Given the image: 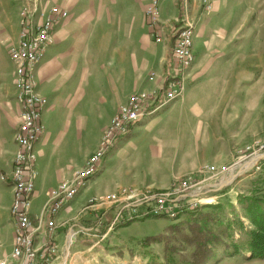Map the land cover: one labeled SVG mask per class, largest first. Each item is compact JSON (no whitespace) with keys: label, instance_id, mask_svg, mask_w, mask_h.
<instances>
[{"label":"crops","instance_id":"1","mask_svg":"<svg viewBox=\"0 0 264 264\" xmlns=\"http://www.w3.org/2000/svg\"><path fill=\"white\" fill-rule=\"evenodd\" d=\"M41 1L44 8L57 5L66 9L69 17L55 25L54 43L35 68L36 91L46 101L45 132L35 147L38 175L30 206L36 224L43 222L50 190L71 180L84 166L118 107L132 94L162 87L173 47L170 30L183 14L182 0H159L164 41L156 43L144 17L151 0ZM23 3L0 0V260L10 255L14 245L10 177L17 153L14 136L20 106L9 49L19 41ZM201 9L200 0H190L194 22L202 20ZM213 25H202L203 41L195 31V61L181 98L142 119L104 157L92 185L109 191L99 196L83 192L59 212L61 250L69 232L84 233L83 217L90 221L92 213L103 211L111 217L110 206L97 203L78 218L93 199H103L123 187L169 188L173 180L197 173L204 165L233 161L237 150L246 145V136L240 135L236 125V92L231 94L224 87L217 91L218 85H228L222 78L230 76L228 65L238 53L214 54L227 43L211 35ZM196 41L203 44L201 52ZM217 65L222 69H216ZM162 111L165 113L154 122L140 126ZM99 117L104 120L93 145L91 131Z\"/></svg>","mask_w":264,"mask_h":264},{"label":"built area","instance_id":"2","mask_svg":"<svg viewBox=\"0 0 264 264\" xmlns=\"http://www.w3.org/2000/svg\"><path fill=\"white\" fill-rule=\"evenodd\" d=\"M181 2L184 17L170 30L173 47L162 87L150 93L135 94L118 108L103 132L97 149L84 166L71 180L61 181L50 190L43 222L36 224L30 215V206L38 175L35 147L45 132L43 114L46 101L36 91L35 68L54 43L55 25L67 19L69 13L57 5L47 10L43 8L41 0H24L20 10L19 41L9 49L10 60L15 65L14 83L20 106L19 125L14 136L17 153L10 177L13 188L10 214L15 225L14 245L10 255L0 260V264H55L60 260L78 234L75 231L69 232L65 238V247L60 249L57 241L59 225L56 222L59 212L86 188L92 178L98 176L104 157L130 134L134 126L161 107L181 98L186 87L187 73L195 61V23L188 17L189 0ZM200 5L202 10L210 12L213 0H200ZM159 11V0H151L144 11L148 32L157 42L162 40L163 33ZM244 154L246 159L251 157L255 160V164L261 163L264 160V142L251 144L244 150ZM248 169V162H244L229 180L235 181L236 177L247 174ZM226 172H229L226 168L206 165L199 172L203 179H181L167 191L141 190L135 193L122 190L118 194H110L102 202L111 205V217L105 211L101 212L97 228L85 231H99L102 228L105 229V237L119 225L148 218L181 220L201 207L199 195L203 192L200 190L210 180L215 181ZM206 174H210L208 178Z\"/></svg>","mask_w":264,"mask_h":264},{"label":"rangeland","instance_id":"3","mask_svg":"<svg viewBox=\"0 0 264 264\" xmlns=\"http://www.w3.org/2000/svg\"><path fill=\"white\" fill-rule=\"evenodd\" d=\"M49 8L46 9L49 10ZM201 11L204 14L202 20L198 21L196 19L194 22L195 31L198 33L199 39L203 41L204 35H206L203 30L201 31L202 25L204 23L209 25L214 22L211 35L219 40H224L227 44L220 46L221 49L215 50V53H213H238L237 59L231 61L228 65L229 70L227 74L230 76L228 78H222L228 81V85L226 86L225 83V85H218L217 91L221 92V87H224L231 94L236 92V125L237 129L240 130V135L243 134V136H246V145L239 152L237 150L236 157L233 161L220 165L207 164L219 169L226 168L229 171L221 175L218 179H215V181L210 180L204 189L202 188L200 190L203 194L199 195V198H201V207L198 210L204 214H211V216L216 217V220L209 223L207 227L218 234L223 241V243L215 245L216 252L214 258L207 264H264V260H248V254L242 252V250L235 253L233 248L227 249V246H232L233 244H243L247 239L246 232L253 229L246 213L248 197L258 194V196H264V183L262 181L264 179V160L261 163L255 164V160L251 157L246 159L244 154V150L251 144L257 141L264 142V0H213V8L210 12L202 9ZM189 12L190 0L188 8V17L190 18ZM183 17L184 10L182 17L177 22ZM154 41L156 43H162L164 41L163 33L160 42H157L155 38ZM196 43L199 44V50L201 52L203 49L202 42L196 41ZM217 68L221 67L217 65ZM168 69H166V73ZM244 85L246 86L244 87ZM133 95L135 94L131 96ZM162 113L165 112L157 113L140 126L148 125L150 121L154 122V119L162 115ZM103 120V117L97 118L96 122L94 120L91 131L93 145ZM100 140L101 138L99 139L98 145ZM98 145L93 150V153ZM88 147L89 145L87 149ZM243 161L248 162V168H250L248 169V173L236 177V180L231 182L229 177L240 166L244 165ZM142 164L143 168L147 167L146 160ZM201 169L197 173L173 180L170 187L166 189L123 187L111 194H118L122 190H130L129 192L135 193L141 190L167 191L178 180H183L188 177H193L198 180L203 179L204 177L199 174ZM209 175L206 174L205 177L208 178ZM223 178L226 179L221 181ZM94 179L92 178L86 188L82 189L78 195L83 192L87 193L92 191L94 195L99 196L109 191L104 188L93 187L92 181ZM97 203L106 204L102 202V199H98L97 197L88 203L78 218L88 213L90 208ZM107 205L111 206L109 204ZM98 216L92 213V219L90 221L86 217H83L80 219V223L82 224L80 225L86 229L97 228ZM191 218L190 215L177 221L166 218H148L126 225H119L105 237L103 236L105 229L102 228L99 231H84V233H80L73 239L70 247L63 252L60 260H57L55 264H185L182 256L188 254V248L184 246L186 250H182V244L177 252H166L161 238L170 235L168 232L170 226L179 224L183 228H187L193 220V218L190 220ZM149 236L161 237H159L157 243L145 247L143 244L144 239Z\"/></svg>","mask_w":264,"mask_h":264},{"label":"trees","instance_id":"4","mask_svg":"<svg viewBox=\"0 0 264 264\" xmlns=\"http://www.w3.org/2000/svg\"><path fill=\"white\" fill-rule=\"evenodd\" d=\"M262 181L264 183V179ZM258 195L248 197L246 213L253 229L246 232V241L243 244L227 246V249L233 248L235 253L242 250L248 254V260H264V196ZM187 215L193 218V220L190 219L192 221L187 228H183L179 224L170 226L168 228L170 235L161 238L165 251L177 252L183 244L181 249L186 250L184 249L185 246L189 251L187 255L182 256L185 264H207L214 258L215 245L223 243L220 236L207 227L209 223L216 220V217L211 216V214H204L200 210ZM159 237L161 236L145 238L144 246L149 247L151 244L157 243Z\"/></svg>","mask_w":264,"mask_h":264}]
</instances>
